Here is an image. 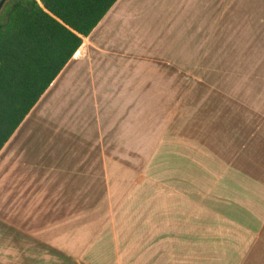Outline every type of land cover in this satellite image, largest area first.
<instances>
[{
    "label": "rangeland",
    "instance_id": "1",
    "mask_svg": "<svg viewBox=\"0 0 264 264\" xmlns=\"http://www.w3.org/2000/svg\"><path fill=\"white\" fill-rule=\"evenodd\" d=\"M133 6L97 76L107 92L93 85L80 108L52 116L69 119L62 132L85 131L84 138L74 137L72 148L53 147L48 129L36 144L48 165H64L74 148L82 149L76 162L84 159L86 171L106 161L107 188L93 181L91 201L78 197L70 205L74 213L54 234L59 250L45 238L37 258L12 251L0 264H244L239 252L196 251L202 238L183 230L180 194L211 108L218 113L226 106V94L241 112L248 100L264 108V0H135Z\"/></svg>",
    "mask_w": 264,
    "mask_h": 264
},
{
    "label": "crops",
    "instance_id": "2",
    "mask_svg": "<svg viewBox=\"0 0 264 264\" xmlns=\"http://www.w3.org/2000/svg\"><path fill=\"white\" fill-rule=\"evenodd\" d=\"M134 1H117L1 150L0 222L5 228L0 223V262L10 260L12 251L37 258L45 238L52 250L55 246L59 250L54 234L59 232L60 220L74 213L70 205L78 197V202L91 201L93 181L107 188L106 161L105 167L100 160L98 168L89 165L86 171L84 159L76 162L82 149L79 153L74 148L64 165H48L36 144L48 129L53 132L48 134L53 147L72 148L75 138H84L85 131L62 132L69 119L61 122L52 116L68 107L80 108L82 94L91 92L93 85L105 91L101 87L106 84L97 76L104 75L103 60L108 50H116L115 41L127 20L123 17L136 7ZM120 71L115 68L114 75ZM232 95H225L227 105L218 113L211 108L198 129L201 136L196 140L194 163L190 167L187 163L181 182L180 223L183 230L202 238L196 251H235L242 253L244 264H264V108L248 100L247 110L241 112L231 106ZM238 112L244 117L237 118ZM64 170L67 176L60 172ZM61 204L67 208L61 210Z\"/></svg>",
    "mask_w": 264,
    "mask_h": 264
},
{
    "label": "trees",
    "instance_id": "3",
    "mask_svg": "<svg viewBox=\"0 0 264 264\" xmlns=\"http://www.w3.org/2000/svg\"><path fill=\"white\" fill-rule=\"evenodd\" d=\"M117 1L5 2L0 11V152Z\"/></svg>",
    "mask_w": 264,
    "mask_h": 264
},
{
    "label": "water",
    "instance_id": "4",
    "mask_svg": "<svg viewBox=\"0 0 264 264\" xmlns=\"http://www.w3.org/2000/svg\"><path fill=\"white\" fill-rule=\"evenodd\" d=\"M6 1H7V0H2V1L0 2V11H1V9H2V7H3V5L5 4Z\"/></svg>",
    "mask_w": 264,
    "mask_h": 264
}]
</instances>
